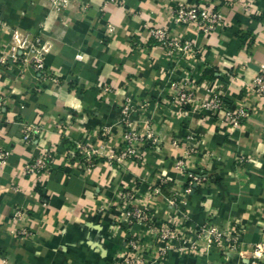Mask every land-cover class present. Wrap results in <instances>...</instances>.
Returning <instances> with one entry per match:
<instances>
[{"label": "crops", "instance_id": "0c3cea01", "mask_svg": "<svg viewBox=\"0 0 264 264\" xmlns=\"http://www.w3.org/2000/svg\"><path fill=\"white\" fill-rule=\"evenodd\" d=\"M196 1L83 0L84 8L71 0L59 11L46 0H0V52L22 37L46 42L45 66L59 76L57 84H41L28 65L8 62L0 68V90L9 95L11 118L0 124V141L10 151L0 171V264H111L126 252L129 234L149 242L143 224H117L122 211L114 204L126 190L135 191L153 218L177 223L188 218L176 228L183 240L172 242L165 256L158 257L154 249L146 252L150 264L237 261L218 254L207 233H194L203 225L235 224L244 243L263 238L264 99L244 89L248 77L264 66V0H259L262 15L257 18L224 8L227 27L207 34L170 19L176 3ZM149 24L187 36L199 53L192 59L168 57L150 38ZM189 68L198 84L223 83L227 100L245 107L248 120L230 130L211 115L181 116L170 83ZM126 104L132 126L142 132L147 126L159 138L160 149L147 148L142 161L118 168L101 161L86 172L68 162L66 144L73 142L118 150ZM25 122L41 126L28 144L21 139ZM187 135L193 138L191 156L184 152ZM45 148L53 153L52 168L38 182L22 176L24 164ZM178 160L208 181L172 207L167 199L186 181ZM20 229L32 235L20 236ZM189 242L197 244V252L186 247Z\"/></svg>", "mask_w": 264, "mask_h": 264}, {"label": "built area", "instance_id": "2783aa9c", "mask_svg": "<svg viewBox=\"0 0 264 264\" xmlns=\"http://www.w3.org/2000/svg\"><path fill=\"white\" fill-rule=\"evenodd\" d=\"M46 1L51 8L60 11L71 0ZM75 1L80 2L82 7H87V2H83V0ZM224 8H239L249 19L262 15L259 0H197L193 3H176L170 11V19L177 26L194 28L197 33L207 34L217 30L222 31L228 25V20L223 14ZM2 27L3 24L0 21V29ZM147 31L150 38L156 45L163 48L170 58L192 59L199 53V49L195 47L187 36L171 35L165 25L149 24ZM12 36L13 38H19L17 32H13ZM48 51L49 45L46 42L34 44L26 42L23 37L22 39L19 38L16 44L11 45L8 52H0V68L6 67L8 62L21 63L31 67L38 83L43 84L46 80H49L57 84L59 76L45 66V54ZM170 87L172 89V101L179 107L181 116H187L190 112L203 116L211 115L216 117L219 122L227 125L230 130L238 129L250 117L245 107L235 105L227 100L223 83L211 85L210 82L203 81L198 84L193 68L186 70L178 81H172ZM200 88L205 90L204 96L199 94ZM108 89L104 88L106 91ZM244 92L256 99H264V66H260L248 77ZM8 103L9 95L0 90V124L11 122L9 111L7 110ZM129 109L127 104L122 108V146L118 150L110 152L105 148L104 144L93 146L73 142L66 144L68 162L88 172L101 161L109 166L118 168L128 161H142L147 148L159 150L160 140L153 131L146 126V129L142 132L132 126L133 124L128 117ZM40 131V124L25 122L21 125V139L26 144L31 143L39 135ZM192 139L191 135L186 136L184 146L186 156H191L195 152ZM9 158V149L0 141V171L7 165ZM53 162L52 151L49 148H45L39 155L34 156L24 164L21 174L38 182L39 178L52 168ZM184 166L185 163L182 160L177 161V168L184 172L186 181L182 191L173 192L167 199V203L172 207L178 206L183 196L188 195L197 186L208 181V177L205 174L193 172ZM12 189L17 190L16 187ZM152 192L156 194L158 189L154 188ZM114 206L122 211L117 222L118 225L143 224L150 241L144 242L140 235L129 234L125 242L126 252L123 255H119L111 264H150V261L145 257L148 250L154 249L158 257H163L171 248L172 242L178 239L183 240V234L179 233L176 228L179 225L184 226L188 218L186 217L178 223L172 219L163 221L153 218L145 204L138 202L135 191L126 190L118 193ZM20 215V210L14 212L15 217ZM260 231L263 238L251 244L240 240L235 224L226 228L203 225L199 226L194 233H207L208 244L225 258L230 256L237 257L235 262L226 259V261H209L206 264H264V221ZM18 234L23 237H29L32 232L27 229H20ZM186 237L188 239V234H186ZM186 247L191 252H197V244L195 243L189 242Z\"/></svg>", "mask_w": 264, "mask_h": 264}]
</instances>
